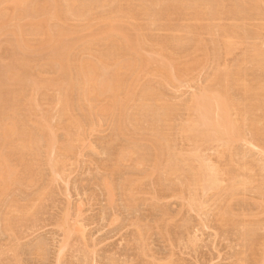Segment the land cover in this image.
Segmentation results:
<instances>
[{"label": "rangeland", "instance_id": "rangeland-1", "mask_svg": "<svg viewBox=\"0 0 264 264\" xmlns=\"http://www.w3.org/2000/svg\"><path fill=\"white\" fill-rule=\"evenodd\" d=\"M61 1L29 0L20 14L0 2V264H264V66L253 60L264 0H79L71 14ZM214 91L230 99L235 138L227 150L197 124L199 154L223 179L204 190L191 184L202 159L186 129Z\"/></svg>", "mask_w": 264, "mask_h": 264}, {"label": "bare ground", "instance_id": "bare-ground-1", "mask_svg": "<svg viewBox=\"0 0 264 264\" xmlns=\"http://www.w3.org/2000/svg\"><path fill=\"white\" fill-rule=\"evenodd\" d=\"M29 0H0V2H2L1 3V5L4 3V4H8V5H11L12 7H14L12 10H14V12H15V10H16V12L15 13H17V14H20V13H22V11L20 12V13H18L17 12V9L18 8H20L21 6L23 7L27 2H28ZM40 1V0H39ZM66 1V3L64 2V0L63 1H61L62 3H65L66 5H67V3H68V6H67V9H68V11L66 10V12L68 13H72L73 12V10H76V9H74L76 6H77V2H79V0H65ZM80 1H82V0H80ZM95 1H97V0H95ZM94 1V2H95ZM99 1V0H98ZM97 1V2H98ZM108 0H106V2H107ZM112 1V0H111ZM116 0H114V2H115ZM138 1V0H137ZM146 1V0H145ZM152 1V0H151ZM154 1V0H153ZM152 1V2H153ZM161 0H155V3H156V5H157V2H160ZM196 1H198V0H196ZM206 1H208V0H206ZM238 2H239V0H237ZM242 1H244V0H241V2ZM249 1V0H248ZM252 2V4L253 5H258L259 3V1L261 2V0H251ZM37 2V1H36ZM48 2V1H47ZM50 3L52 2L53 3V1H49ZM48 2V3H49ZM83 2H85V1H83ZM90 2H91V0H90ZM113 2V1H112ZM111 2V3H112ZM149 2V1H148ZM151 2V3H152ZM183 3V0H179V3ZM191 2H193V1H191ZM223 2V1H222ZM221 2V3H222ZM235 1H233V3H234ZM263 2V1H262ZM261 2V3H262ZM31 3V2H30ZM38 3V2H37ZM43 3H44V1H43ZM45 3H46V1H45ZM56 3H58V2H56ZM104 3V2H103ZM108 3V2H107ZM121 3V2H120ZM145 3H147V2H145ZM171 3V2H170ZM176 3H178V0H177V2ZM175 3V4H176ZM194 3V2H193ZM208 3V2H207ZM243 3V2H242ZM241 3V4H242ZM55 4V3H54ZM54 4H53V6H54ZM79 4H81V3H79ZM86 4V3H85ZM90 4V3H89ZM100 4H101V2H100ZM135 4V3H134ZM206 4V3H205ZM26 5H28V4H26ZM25 5V6H26ZM32 5V4H31ZM41 5V4H40ZM39 5V6H40ZM46 5V4H45ZM47 5H49V4H47ZM43 6V8H48V6ZM61 5V4H60ZM94 5V4H93ZM99 5V4H98ZM120 5V4H119ZM137 5H138V3H137ZM148 5V4H147ZM150 5V4H149ZM160 5V4H159ZM228 5V4H227ZM248 5V4H247ZM38 6V5H37ZM41 6V7H42ZM58 5H56L55 4V12L54 13H51V15H52V20H53V18H56L55 20H60V14H59V11L60 10H57V9H60L59 8V6L57 7ZM83 6V5H82ZM90 6V5H89ZM88 6V7H89ZM101 6V5H100ZM122 6V5H121ZM136 6V5H135ZM151 6V5H150ZM155 6V5H154ZM158 6V5H157ZM168 6V5H167ZM178 6H179V4H178ZM238 6V5H237ZM242 6L244 7V5L242 4ZM259 6V5H258ZM1 7V6H0ZM5 7H8V6H4V8ZM87 7V8H88ZM93 7V6H92ZM91 7V8H92ZM173 7V6H172ZM205 7V6H204ZM3 8V7H2ZM3 8V9H4ZM24 8V7H23ZM26 8V7H25ZM24 8V10H26ZM27 8H28V6H27ZM37 8V7H36ZM51 8H52V5H51ZM86 8V9H87ZM163 8V7H162ZM167 8V7H166ZM169 8V7H168ZM175 8H176V6H175ZM231 8V7H230ZM255 8V7H254ZM1 9V8H0ZM10 9V8H9ZM9 9H7L6 8V10L4 9V11L3 12H6L7 10H9ZM22 9V8H21ZM29 9V8H28ZM38 9V8H37ZM50 8H48V10H49ZM62 9V8H61ZM64 9H65V7H64ZM86 9H84L85 10V12H86ZM147 9V8H146ZM173 9V8H172ZM223 9V8H222ZM237 9V8H236ZM255 9H257V8H255ZM46 9H44V11H45ZM48 10L46 11V12H48ZM51 10V9H50ZM78 10H80V9H78ZM83 10V11H84ZM89 10V9H88ZM87 10V11H88ZM91 10V9H90ZM176 10H177V8H176ZM264 10V9H263ZM32 11V10H31ZM42 8H41V13H42ZM82 11V10H81ZM207 11V10H206ZM234 11V10H233ZM0 12H2L1 10H0ZM26 12V11H25ZM28 12V11H27ZM39 12V11H38ZM51 12H53V9L51 10ZM61 12H63V9H62V11ZM60 12V13H61ZM136 12V11H135ZM140 12V11H139ZM199 12V11H198ZM205 12V11H204ZM35 13H36V11H35ZM87 13V12H86ZM132 13V12H131ZM138 13V12H137ZM154 13V12H153ZM176 13V12H175ZM217 13V12H216ZM232 13V12H231ZM238 13V12H237ZM243 13V12H242ZM260 13V12H259ZM4 14V13H3ZM11 14V13H10ZM14 14V13H13ZM29 15H30V13H28ZM39 14V16H41V14L40 13H38ZM45 14V13H44ZM47 14V13H46ZM45 14V15H46ZM66 14V13H65ZM65 14H62L61 15V17L63 16V15H65ZM177 14V13H176ZM207 14V13H206ZM229 14V13H228ZM254 14V13H253ZM253 14H251V15H253ZM24 15H26V13H24ZM50 15V16H51ZM67 15V14H66ZM74 15H76L77 16V14H74ZM81 15H82V13H81ZM84 16H87V15H89L88 13H87V15H85V14H83ZM153 15V14H152ZM168 15H169V13H168ZM172 15V14H171ZM182 15V14H181ZM202 15V14H201ZM208 15V14H207ZM220 15V14H219ZM235 15H236V13H235ZM262 15V14H261ZM1 16V15H0ZM16 16V15H15ZM17 16H19V15H17ZM16 16V17H17ZM21 17H22V15H20ZM32 16H34V15H32ZM32 16H28V18L30 17H32ZM49 16V17H50ZM68 16V15H67ZM75 16V17H76ZM80 15L78 14V17H79ZM209 16V15H208ZM212 16V15H211ZM218 16V15H217ZM80 17H83V16H80ZM130 17V16H129ZM167 17V16H166ZM240 17V16H239ZM3 18V17H2ZM1 18V19H2ZM29 18V19H30ZM127 18V17H126ZM134 18V17H133ZM200 18V17H199ZM0 19V20H1ZM32 19H34V18H32ZM38 19H39V17H38ZM46 19H48L47 17H46ZM83 19V18H82ZM87 19V18H86ZM114 19V18H113ZM113 19H111L110 21H108V19H107V23L110 25V26H108L109 28L111 27V23H113L114 22V20ZM120 19V18H119ZM159 19V18H158ZM168 19V18H167ZM244 19V18H243ZM246 19V18H245ZM15 20V19H14ZM49 20V19H48ZM57 20V21H58ZM62 20V19H61ZM123 20V19H122ZM161 20H162V18H161ZM213 20V19H212ZM233 20V19H232ZM1 21H3V24H4V19L3 20H1ZM38 21V22H37ZM43 21V22H42ZM50 21H51V19H50ZM63 21V20H62ZM159 21V20H158ZM244 21V20H243ZM36 24H35V27H36V30L37 29H43L45 26H49L48 28H50V24H48V25H45L47 22H46V20H36ZM45 22V23H44ZM106 22V21H105ZM236 22V21H235ZM240 22V21H239ZM2 23V22H1ZM0 23V24H1ZM32 22H30V24H31ZM34 23V22H33ZM66 23V22H65ZM9 24H10V22H9ZM28 24V23H27ZM29 24V25H30ZM45 26H44V25ZM61 24V23H60ZM115 24V23H114ZM128 24V23H127ZM164 24V23H163ZM121 25V24H120ZM25 26H26V24H25ZM43 26V27H42ZM55 26V25H54ZM125 26V25H124ZM20 27V26H19ZM23 27H24V25H23ZM33 27V26H32ZM201 27V26H200ZM209 27V26H208ZM241 27V26H240ZM31 28V27H30ZM47 27H45V34L47 33V35H48V38H45V40L46 41H44L43 43L44 44H42V46H44V47H46L45 45H48V44H50L51 45V43H53V41H55V39L57 40V38H55V39H53L51 36H50V31L52 30L53 31V29H51L50 28V30H49V32H47L48 31V29H46ZM106 28V27H105ZM112 28H114L113 27V25H112ZM32 29V28H31ZM34 29V28H33ZM39 29V30H40ZM56 29V27L54 28V30ZM61 30H63L62 28H60ZM60 29H57V30H59V33H60ZM116 29V28H115ZM114 29V30H115ZM19 31L21 30V29H18ZM57 30L55 31L56 33L55 34H58V32H57ZM209 30V29H208ZM234 30V29H233ZM237 30V29H236ZM240 30V29H239ZM244 30V29H243ZM18 31V32H19ZM38 31V30H37ZM52 31H51V34H52V36L54 35L53 33H52ZM116 31V30H115ZM118 31V30H117ZM121 31V30H120ZM2 32V31H1ZM23 32V31H22ZM22 32H19V33H22ZM62 33L61 34H63L64 32H66V30L64 29V32L63 31H61ZM111 32V31H110ZM127 32V31H126ZM216 32V31H215ZM227 32H229V31H227ZM19 33H18V36H19ZM29 33V32H28ZM37 33V32H36ZM107 33H109V32H107ZM114 32H112V33H110V34H113ZM236 33V32H235ZM61 34H59V35H61ZM66 34V33H65ZM121 34V36H122V38L124 39V41H123V43L125 44V45H128L130 42H129V40H128V36L126 37L124 34H123V32L122 33H120ZM229 34V33H228ZM238 34V33H237ZM21 35V34H20ZM230 35V34H229ZM238 35H240V34H238ZM32 36V35H31ZM38 36V35H37ZM65 36V35H64ZM120 36V35H119ZM121 36H120V38H121ZM231 37H232V34L230 35ZM22 37V36H21ZM34 37V36H33ZM58 37V36H57ZM224 37V36H223ZM246 37V36H245ZM22 38H24V37H22ZM62 38H63V36H62ZM172 38V37H171ZM228 38H230V37H228ZM233 38V37H232ZM239 38V37H238ZM60 38H58V40H59ZM109 39V38H108ZM122 39V40H123ZM226 39V38H225ZM25 39H23V41H24ZM32 40V39H31ZM57 40V41H58ZM63 40L65 41V39L63 38ZM100 40V39H99ZM122 40H120V41H122ZM179 40V39H178ZM21 41V40H20ZM166 41V40H165ZM172 41V40H171ZM19 42V41H18ZM27 42V41H26ZM30 42V41H29ZM108 42V41H107ZM117 42V41H116ZM175 42H177V41H175ZM231 42V41H230ZM15 43V42H14ZM21 43V42H20ZM23 43V42H22ZM119 43V42H118ZM122 43V44H123ZM174 43V42H173ZM221 43V42H220ZM24 44V43H23ZM29 44V43H28ZM31 44V43H30ZM29 44V45H30ZM35 44V43H34ZM56 45H58V42L57 43H55ZM64 44V43H63ZM120 44V43H119ZM171 44V43H170ZM219 44V43H218ZM223 44V43H222ZM224 44H226L227 46L229 45V39L228 40H226V43H224ZM36 45V44H35ZM39 45H41V43L39 44ZM124 45V46H125ZM233 45V44H232ZM18 46H19V43H18ZM22 46V45H21ZM24 46V45H23ZM25 46L26 47H28L26 44H25ZM49 46V45H48ZM47 46V47H48ZM52 46V45H51ZM54 46V45H53ZM123 46V45H122ZM171 46V45H170ZM219 46H220V44H219ZM225 46V45H224ZM230 46V47H229ZM228 46V49H231V45H229ZM20 47V46H19ZM41 46H39V48H40ZM64 47V46H63ZM68 47V46H67ZM120 47V46H119ZM130 47H131V45H130ZM166 47V46H165ZM260 47V46H259ZM21 48V47H20ZM29 48H31V47H29ZM41 48H43V47H41ZM162 48V47H161ZM261 48V47H260ZM259 48V49H260ZM22 49V48H21ZM38 49V48H37ZM133 49V48H132ZM252 49V48H251ZM251 49H249V50H251ZM33 50V49H32ZM120 50V49H119ZM214 50V49H213ZM212 50V51H213ZM34 51V50H33ZM38 51V50H37ZM220 51H221V49H220ZM64 52H65V50H64ZM65 54V53H64ZM215 54V53H214ZM254 58H253V60L255 59V62L257 63V65L256 66H258V64L261 66L262 65V67L264 66V54L262 55V53H261V51L260 50H258V47L256 48V49H254ZM114 55V54H113ZM121 55V54H120ZM137 55V54H136ZM250 58V57H249ZM121 59V58H120ZM148 59V58H147ZM63 61H64V59H62ZM61 60V61H62ZM85 60H87V59H85ZM94 60V59H93ZM119 60V59H118ZM138 60V59H137ZM143 60V59H142ZM164 60V59H163ZM59 61V60H58ZM69 61V60H68ZM81 61V60H80ZM131 61V60H130ZM168 61V60H167ZM66 62V61H65ZM76 62V61H75ZM95 62V61H94ZM102 62V61H101ZM120 62V61H119ZM123 62V61H122ZM254 62V61H253ZM129 63V62H128ZM143 63V62H142ZM27 64V63H26ZM63 64V63H62ZM67 64V63H66ZM69 64V63H68ZM168 64V63H167ZM175 64V63H174ZM254 64V63H253ZM150 65V64H149ZM116 66V65H115ZM171 66V65H170ZM174 66V65H173ZM28 67V66H27ZM88 67V66H87ZM92 67V66H91ZM259 67V66H258ZM136 68V67H135ZM171 68V67H170ZM86 69H89V67L88 68H86ZM93 69V68H92ZM91 68H90V70H92ZM117 69V68H116ZM120 69V68H119ZM142 69V68H141ZM106 70H107V68H106ZM133 71V70H132ZM73 72V71H72ZM88 72H89V70H88ZM94 72H97V71H94ZM169 72V71H168ZM260 72V71H259ZM262 72V71H261ZM85 73V72H84ZM99 73V72H98ZM134 73V72H133ZM236 73V72H235ZM86 74V73H85ZM89 74V73H88ZM171 74H172V72H171ZM8 75V74H7ZM12 76H13V74H11ZM96 75H97V73H96ZM259 75V74H258ZM262 75V74H261ZM20 76V75H19ZM83 76V75H82ZM87 77H86V79L85 80H87L86 81V84L88 85V86H90L91 85V89H93V91H94V85H93V81H92V79H93V76L94 75H86ZM100 76V75H99ZM114 76V75H113ZM174 76H175V74H174ZM78 77V76H77ZM121 77V76H120ZM98 78V77H97ZM104 78V77H103ZM76 79V78H75ZM214 79H215V77H214ZM257 79H259V78H257ZM18 80V79H17ZM106 80V79H105ZM79 81V80H78ZM77 81V82H78ZM92 81V82H91ZM98 81V80H97ZM110 81V80H109ZM101 82H104V81H102L101 80ZM107 82V81H106ZM117 82V81H116ZM127 82V81H126ZM226 82V81H225ZM9 83V82H8ZM47 83V82H46ZM99 83V82H98ZM97 82H96V84H98ZM105 83V82H104ZM114 83V82H113ZM217 83V82H216ZM14 84H16L15 82H14ZM74 84V83H73ZM76 84V83H75ZM96 84H95V86H96ZM102 83H100V84H98L96 87L98 88V86L100 85L101 87H102V89H101V91L103 90V88H109L108 87V85L109 84H107L106 83V85H101ZM114 84H118V83H114ZM220 84V83H219ZM218 84V85H219ZM226 84V83H225ZM82 85V84H81ZM224 85V84H223ZM45 86V85H44ZM99 86V87H100ZM110 86V85H109ZM128 86V85H127ZM96 87H95V89H96ZM118 87V86H117ZM218 87V86H217ZM246 87V86H245ZM87 88V87H86ZM90 88V87H89ZM126 88V87H125ZM223 88V87H222ZM43 89V88H42ZM110 89V88H109ZM112 89H113V87H112ZM128 89V88H127ZM225 89V88H224ZM224 89H223V91H224ZM247 89V88H246ZM88 90V89H87ZM97 90V89H96ZM100 90V89H99ZM150 90V89H149ZM152 90V89H151ZM155 90V89H154ZM204 90V89H203ZM217 90H219V89H217ZM226 90V89H225ZM257 90H259V91H263V93H264V85H261L260 87L258 86V88H257ZM90 91V90H89ZM112 92H113V90H112ZM116 92V91H115ZM119 92V91H118ZM134 92V91H133ZM146 92V91H145ZM155 92V91H154ZM90 93H91V91H90ZM95 93V92H94ZM211 93V92H210ZM253 93H255V92H253ZM259 93V92H258ZM262 93V92H261ZM66 94V93H65ZM86 94V93H85ZM111 95H112V93H110ZM117 94V93H116ZM127 94V93H126ZM101 95V94H100ZM135 95V94H134ZM257 95V97H260V96H263V94H261L260 96H259V94H256ZM133 96V95H132ZM146 96V95H145ZM93 97V96H92ZM113 97V96H112ZM128 97V96H127ZM130 97V96H129ZM154 97V96H153ZM246 97V96H245ZM254 97V96H253ZM66 98V97H65ZM146 98V97H145ZM196 98H198V97H196ZM200 98L201 99H199L200 101H197V103H194L193 105H195L196 104V111L198 110H200V112L202 113V114H199L200 116H201V118H200V116H199V118H200V120L201 121H199V120H196V121H194L193 123H191V125L190 124H188V125H190L188 128L189 129H186V130H188V132H191L192 133V135H193V133H195V134H197L196 136H195V138L197 139L198 137H199V134L196 132L197 130H195V128H198L197 127V124H205L206 125V128L209 126V128H211V127H213V128H215V136H217L218 138H221V139H223V138H225L223 141L225 142L224 144H226V143H228L230 140L231 141H233L234 140V136H235V134H234V130H235V125L232 123V122H230L229 121V119H227V116H229V115H227L228 114V109H230V104L228 105V103H227V100H230L229 98H228V96L226 95V92H225V95L223 94V92H218V91H214V92H212V94H209L208 96H206V95H202V96H200ZM227 98V99H226ZM261 98V97H260ZM134 99V98H133ZM193 99V98H192ZM246 99V98H245ZM114 100V99H113ZM149 100V99H148ZM165 100V99H164ZM198 100V99H197ZM254 100V99H253ZM255 100H259L258 98L256 99V96H255ZM261 100H264V99H262L261 98ZM261 100L259 101L261 104H262V102H261ZM69 101V100H68ZM95 101V100H94ZM115 101V100H114ZM158 101V100H157ZM166 101V100H165ZM211 101L214 103V105H215V110L213 111L214 113H215V115H213V116H215V119H212L211 120V115L213 114V112H212V105H211ZM242 101V100H241ZM90 102V101H89ZM196 102V101H195ZM254 102V101H253ZM252 102V103H253ZM59 103V102H58ZM138 103V102H137ZM151 103V102H150ZM117 105V104H116ZM126 105V104H125ZM127 105H128V103H127ZM187 105V104H186ZM69 106H70V104H69ZM89 106V105H88ZM98 106V105H97ZM165 106V105H164ZM228 106H229V108H228ZM243 106V105H242ZM250 106H253V105H250ZM143 107V106H142ZM145 107V106H144ZM147 107V106H146ZM155 107V106H154ZM233 107V106H232ZM240 107H241V105H240ZM258 107H260V106H258ZM92 108V107H91ZM245 108V107H244ZM264 108V107H263ZM65 109V108H64ZM69 109V108H68ZM99 109V108H98ZM124 109V108H123ZM129 109V108H128ZM153 109V108H152ZM151 109V110H152ZM157 109V108H156ZM169 109V108H168ZM194 109V108H193ZM214 109V108H213ZM232 109V108H231ZM230 109V110H231ZM236 109H237V107H236ZM246 109H247V107H246ZM249 109V108H248ZM259 109V108H258ZM257 109V110H258ZM160 110V109H159ZM162 111V110H161ZM196 111H194V112H196ZM197 111V112H198ZM246 111V110H245ZM141 112H142V110H141ZM145 112V111H144ZM153 112V111H152ZM172 112V111H171ZM193 112V111H192ZM248 112V111H247ZM154 113V112H153ZM230 113V112H229ZM245 113V112H244ZM255 113H256V111H255ZM118 114H120V113H118ZM124 114V113H123ZM132 114V113H131ZM137 114V113H136ZM165 114V113H164ZM197 114V113H196ZM252 114V113H251ZM130 115V114H129ZM151 115V114H150ZM155 115V114H154ZM236 115H238V114H236ZM245 115V114H244ZM248 115V114H247ZM157 116V115H156ZM159 116V115H158ZM166 116V115H165ZM242 116V115H241ZM71 117V116H70ZM151 117V116H150ZM171 117V116H170ZM235 117V116H234ZM245 117V116H244ZM132 118V117H131ZM160 118H161V116H160ZM196 118H198V116L196 115L195 116V119ZM231 118V117H230ZM239 118V117H238ZM246 118H247V116H246ZM5 119V118H4ZM69 119V118H68ZM74 119V118H73ZM139 119V118H138ZM154 119V118H153ZM235 119H237V118H235ZM241 119V118H240ZM131 120V119H130ZM133 120V119H132ZM146 120V119H145ZM171 120V119H170ZM187 120V119H186ZM246 120V119H245ZM250 120V119H249ZM253 120V119H252ZM240 121V120H239ZM238 121V122H239ZM8 122H9V120H8ZM188 122V121H187ZM191 122V121H190ZM228 123H232V125L230 126V124H228ZM79 124V123H78ZM136 124V123H135ZM201 125V127L202 126H204V125ZM2 125V124H1ZM0 125V126H1ZM165 125V124H164ZM238 125V124H237ZM245 125V124H244ZM10 126H11V124H10ZM130 126H131V124H130ZM150 126V125H149ZM124 127H125V125H124ZM146 127V126H145ZM182 127V126H181ZM240 127V126H239ZM46 128V127H45ZM123 128V127H122ZM143 128V127H142ZM236 128H237V126H236ZM248 128V127H247ZM17 129V128H16ZM145 129V128H144ZM164 129V128H163ZM240 129H241V127H240ZM255 129V128H254ZM253 129V130H254ZM258 129V128H257ZM3 130V129H2ZM153 130V129H152ZM156 130V129H155ZM185 130V131H186ZM202 130V129H201ZM211 130V129H210ZM213 130V129H212ZM239 130V129H238ZM4 131V130H3ZM13 131V128L12 127H8L7 129H6V133H11ZM15 131V130H14ZM45 131V130H44ZM154 131V130H153ZM214 131V130H213ZM246 131H247V129H246ZM249 131H250V129H249ZM256 131H258V130H256ZM209 132V131H208ZM238 132V131H237ZM237 132H235V133H237ZM262 131H260V133H261ZM153 133H155V132H153ZM177 133V132H176ZM212 133V132H211ZM158 134V133H157ZM204 134V132L202 133V135ZM250 134V133H249ZM205 135V134H204ZM204 135L203 136H200L199 138H203L201 141H204V139H205V141H206V136H205V138H204ZM208 135H211V134H208ZM208 135H207V137H208ZM237 135V134H236ZM255 135V134H254ZM22 136V135H21ZM176 136V135H175ZM180 136V135H179ZM198 136V137H197ZM215 136L214 137H212V138H214L213 139V141H211L212 143L214 142V140H215ZM246 136V135H245ZM253 136V135H252ZM256 136V135H255ZM262 136V135H261ZM5 137V136H4ZM189 137V136H188ZM238 137H239V135H238ZM6 138V137H5ZM165 137H163V138H161V140H163ZM167 139V138H166ZM188 139V138H187ZM193 137L191 136V139L189 138V142H192L191 143V146H192V150H194V154L195 155H197V156H200L199 158H201L202 160H201V162L202 163H200V167H199V169H198V172L197 171H193V179H191L192 181H193V183H191L192 185H195V186H203V188H204V190H206V188L207 187H212V186H215V187H219V184L221 183V180H223V179H220V177H219V174H218V170L213 166V165H211L209 162H206V158L205 157H201V155L199 154L200 153V149H199V147H198V145H196V144H200V143H198L197 141H199L200 139H197L196 140V143L193 141V140H195V139H193ZM239 139V138H238ZM3 140H5V139H3ZM175 140V139H174ZM177 140V139H176ZM186 140V139H185ZM208 140V139H207ZM247 140V139H246ZM165 141V140H164ZM205 141H204V143H205ZM218 141V140H217ZM153 142V141H152ZM242 142V141H241ZM253 142V141H252ZM176 143V142H175ZM193 143H195V144H193ZM207 143V142H206ZM210 143V142H209ZM215 143V142H214ZM231 143V142H230ZM249 143H250V141H249ZM254 143V142H253ZM171 144V143H170ZM186 144V143H185ZM217 144V143H216ZM224 144H221V146L223 145V147H225V146H228L227 144L226 145H224ZM232 144V143H231ZM260 144V143H259ZM201 146H203L204 144H200ZM199 145V146H200ZM219 145H220V143H219ZM230 145V144H229ZM252 145V144H251ZM156 146V145H155ZM175 146V145H174ZM218 146V145H217ZM231 146V145H230ZM220 147V146H219ZM255 147V146H254ZM226 149H227V147H225ZM170 149V148H169ZM228 149H230V148H228ZM227 149V150H228ZM262 149V148H261ZM172 150H174V149H172ZM232 150V149H231ZM199 151V152H198ZM216 152V151H215ZM227 152V151H226ZM231 152V151H230ZM264 152V151H263ZM175 153V152H174ZM171 153H169V155H170ZM173 154V153H172ZM182 155V154H181ZM204 155V154H203ZM228 155V154H227ZM157 156V155H156ZM164 156V155H163ZM173 156H175V155H173ZM229 156V155H228ZM1 157V156H0ZM176 157V156H175ZM196 157V156H195ZM194 157V158H195ZM207 157V156H206ZM198 158V159H199ZM205 158V159H204ZM224 158V157H223ZM155 159H157V158H155ZM198 159H197V161H198ZM0 160H2V159H0ZM233 160V159H232ZM264 160V159H263ZM3 161V160H2ZM6 161V160H5ZM174 161V160H173ZM187 161H189V160H187ZM191 161H192V159H191ZM191 161H189V162H191ZM200 161V160H199ZM207 161H209V160H207ZM211 161V160H210ZM181 162V161H180ZM188 162V163H189ZM196 162V161H195ZM230 162V161H229ZM175 163V162H174ZM177 163V162H176ZM192 163V162H191ZM1 164V163H0ZM4 165H5V163H3ZM197 164H199L198 162H197ZM263 164V163H262ZM166 165V164H165ZM169 165H170V163H169ZM171 165H172V163H171ZM186 165V164H185ZM217 166H218V164H217ZM247 166V165H246ZM2 167H4V166H2ZM167 167V166H166ZM174 167V166H173ZM171 167L170 168V173H173V172H178V169H176V167ZM184 168V167H183ZM261 168V167H260ZM3 168H1V170H2ZM181 169V168H180ZM195 169V168H194ZM201 169H203L202 171H201ZM219 169V168H218ZM250 169V168H249ZM196 170V169H195ZM248 170V169H247ZM262 170V169H261ZM5 171H7V170H5ZM169 171V170H168ZM183 171V170H182ZM228 171V170H227ZM246 171V170H245ZM263 171V170H262ZM261 171V172H262ZM1 172V171H0ZM190 172V171H189ZM6 173V172H5ZM181 173V172H180ZM3 174H4V171H3ZM8 174V171H7V173H6V175ZM190 174V173H189ZM257 174H258V172H257ZM260 174V173H259ZM2 175H0V177H1ZM4 176V175H3ZM177 176V175H176ZM5 177V176H4ZM178 177V176H177ZM232 177V176H231ZM7 178V177H6ZM242 179V178H241ZM1 180V179H0ZM187 181V180H186ZM261 181V180H260ZM182 182V181H181ZM230 182V181H229ZM264 183V182H263ZM263 183H261L262 185H263ZM3 185V184H2ZM1 185V186H2ZM190 185V184H189ZM185 186V185H184ZM233 187V186H232ZM3 188V187H2ZM262 188V187H261ZM260 188V189H261ZM210 190V189H209ZM233 191V190H232ZM215 192V191H214ZM220 192V191H219ZM260 192V191H259ZM263 193V192H262ZM207 195V194H206ZM225 195V194H224ZM229 195V194H228ZM201 196V195H200ZM229 197V196H228ZM197 198V197H196ZM195 198V199H196ZM199 198V197H198ZM219 198H221V197H219ZM194 199V200H195ZM222 199V198H221ZM220 199V200H221ZM199 202V201H198ZM198 204V203H197ZM203 206V205H202ZM203 208V207H202ZM227 211V210H226ZM226 211H224V212H226ZM229 215V214H228ZM67 223V222H66ZM260 223V222H259ZM258 223V224H259ZM259 226V225H258ZM253 227V226H252ZM260 227V226H259ZM258 227V228H259ZM261 227H262V225H261ZM80 229V228H79ZM263 229V228H262ZM256 230H257V228H256ZM260 230V229H259ZM73 231V230H72ZM263 231V230H262ZM256 232V231H255ZM250 235V234H249ZM261 235V234H260ZM264 236V235H263ZM250 239V238H249ZM252 241V240H251ZM263 241V240H262ZM264 243V242H263ZM245 245H247V244H245ZM248 246V245H247ZM262 248H263V246H262ZM254 249V248H253ZM264 250V249H263ZM248 251H252V250H248ZM264 253H262V255H263ZM264 258V257H263ZM262 261H263V259H261Z\"/></svg>", "mask_w": 264, "mask_h": 264}]
</instances>
